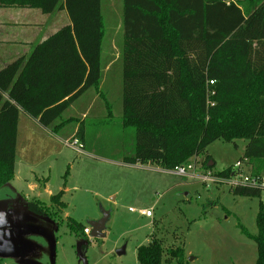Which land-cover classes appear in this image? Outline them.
<instances>
[{"label":"trees","instance_id":"16d2710c","mask_svg":"<svg viewBox=\"0 0 264 264\" xmlns=\"http://www.w3.org/2000/svg\"><path fill=\"white\" fill-rule=\"evenodd\" d=\"M0 7L45 14L60 8L69 18L28 57L0 70L2 188L15 179L21 111L57 133L75 100L91 88L100 91L104 22L103 0H0ZM122 29L123 122L136 136L125 162L173 170L204 157L203 168L213 170L209 145L244 140L238 161H247L252 174L263 173L264 0H123ZM75 137L86 143L83 125ZM214 173L229 177L233 169ZM263 190L231 189L247 197H261ZM62 196L50 204L31 201L29 209L57 220L66 208ZM257 224V235L247 234L258 246L256 264H264V205ZM137 257L140 264H187L182 246L165 249L156 237Z\"/></svg>","mask_w":264,"mask_h":264},{"label":"rangeland","instance_id":"374dc122","mask_svg":"<svg viewBox=\"0 0 264 264\" xmlns=\"http://www.w3.org/2000/svg\"><path fill=\"white\" fill-rule=\"evenodd\" d=\"M102 11L100 93L89 89L74 109L65 111L59 118V124L65 122L59 138L49 136L35 122L28 124L25 113L21 114L16 154L36 164L35 173L29 175L48 176L55 193L67 178V206L57 220L15 204L6 206L29 195L15 172L17 181L0 188V237L16 240L20 248L7 254L0 240V264H140L138 248L154 237L162 240L165 249L182 246L187 264H256L258 246L247 233H258L264 190L261 197L240 196L225 183L207 187L201 180L157 164L125 162L133 155L136 136L135 129L125 128L123 122V0H103ZM46 17L50 35L69 22L60 8ZM82 125L86 146L78 152L67 145L74 137L64 139ZM25 133L32 142L30 151L22 146ZM245 146L244 140L237 145L223 140L209 145L207 154L216 164L213 171L234 170ZM41 198L46 204L50 201ZM102 209L111 211L106 236L83 233L84 227L92 229L90 221L102 217ZM144 209H152L153 217L143 216L140 210ZM123 246L126 252L119 255L117 250Z\"/></svg>","mask_w":264,"mask_h":264},{"label":"crops","instance_id":"0c3cea01","mask_svg":"<svg viewBox=\"0 0 264 264\" xmlns=\"http://www.w3.org/2000/svg\"><path fill=\"white\" fill-rule=\"evenodd\" d=\"M46 15L43 13L40 9L37 8H29V7H0V70L6 67L9 63L15 61L17 58L25 56L28 57L31 50L35 47L33 44H38L42 41H44L47 37L50 36V34L47 33L48 23ZM69 19V18H68ZM57 31V30H55ZM53 31V32H55ZM52 32V33H53ZM51 33V34H52ZM34 46V47H33ZM103 81V79H102ZM102 84V82H101ZM100 84V88H101ZM92 89V88H91ZM88 91V90H87ZM98 91V90H97ZM101 91V90H100ZM100 91H98L100 93ZM85 93V92H84ZM83 93V94H84ZM78 100V99H77ZM75 100L71 106L70 109H74ZM68 108V109H69ZM19 118V126H18V132L20 129V123H21V114ZM25 113V112H24ZM87 115V111L83 113V116ZM25 120H28L29 122H35L39 124L41 127H43L38 119H35L25 113L24 115ZM23 118V119H24ZM26 124V123H25ZM44 130L47 131L49 136L54 137V135H58L55 137L59 138L58 132H53L49 128L43 127ZM78 128H76L74 131L70 133V135L66 136V139L69 140L70 138L75 137V135L78 132ZM82 143L86 146V143L83 139H80ZM32 142L30 141L28 134H24V141L22 143V146L26 150H31ZM68 145V144H67ZM69 146V145H68ZM72 147V146H70ZM75 149V148H74ZM77 150V149H76ZM78 151V150H77ZM80 152V151H78ZM20 166V172H17V166ZM36 164L30 163L26 159V157H18L16 158V176H18L20 180V183L23 182V185L27 188L29 191V195L22 198V201H12L10 203H7L6 206H9L10 204H15L17 208H23L25 210L28 209L29 202L31 201H41L45 202L41 198V196L48 197L50 199L52 196L58 194L59 192H63L62 201L66 204L67 202L64 200L65 194L67 193V188L64 186L67 181V178H65V182L63 187H57L56 190L57 193H55L53 189V185L51 187L49 183V177L43 176L40 178L37 174H31L29 175V172L35 173V167ZM68 175V174H67ZM65 174V177H67ZM15 176V181H17V178ZM22 185V186H23ZM34 195L33 198L31 196ZM50 201L48 204H50ZM21 202V204H17ZM28 204V206H27ZM64 211V210H63ZM144 216V215H143ZM42 217V216H41ZM46 218V217H44Z\"/></svg>","mask_w":264,"mask_h":264},{"label":"built area","instance_id":"2783aa9c","mask_svg":"<svg viewBox=\"0 0 264 264\" xmlns=\"http://www.w3.org/2000/svg\"><path fill=\"white\" fill-rule=\"evenodd\" d=\"M228 2L233 0H226ZM212 84L213 80L210 81ZM69 146L82 151L84 144L80 139L74 137L71 141L67 143ZM177 175L192 177L201 180L208 187L210 183H225L230 189L237 188L239 186H248L255 188L264 189V172L261 174H252L251 166L247 161H237L234 166L233 173L229 177L217 176L212 169L203 168L201 162L192 161L191 163L179 165L173 169ZM135 209L131 208V211ZM140 213L146 217H153L152 209L140 210ZM85 234H91V228H84Z\"/></svg>","mask_w":264,"mask_h":264},{"label":"water","instance_id":"95a60500","mask_svg":"<svg viewBox=\"0 0 264 264\" xmlns=\"http://www.w3.org/2000/svg\"><path fill=\"white\" fill-rule=\"evenodd\" d=\"M214 163L211 162V165ZM28 206V204H27ZM29 209V206H28ZM102 217L98 220H92L90 221V225L92 227L91 229V236L96 238H103L106 236V229H107V223L109 222L111 218V211L102 209ZM2 244L1 246L5 247L7 254H12L14 251L18 250L20 248V243H17L14 239H9L6 235L1 238ZM126 252V246H123L122 248L117 250V253L119 255L125 254Z\"/></svg>","mask_w":264,"mask_h":264}]
</instances>
